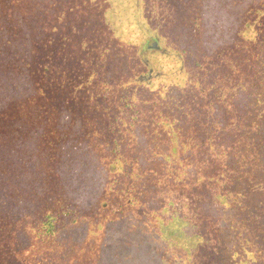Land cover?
<instances>
[{
	"label": "trees",
	"instance_id": "1",
	"mask_svg": "<svg viewBox=\"0 0 264 264\" xmlns=\"http://www.w3.org/2000/svg\"><path fill=\"white\" fill-rule=\"evenodd\" d=\"M21 1L26 2L24 8L18 5L19 0H0V117L5 116L2 110L8 105V132L0 129V150L8 152V187L1 185L0 180V194L8 190V211L3 209V194L0 214L8 221V234L14 233L8 246L13 253L8 264H76L79 248L88 255L84 263L78 264H234L243 256L253 255L264 264V246L259 248L263 239L260 234L264 235L260 217L264 223V216L239 213L240 205L246 208L256 200L254 195L247 196L262 181L255 169L264 170V29L256 35L253 27L259 18L264 19L263 0L260 4L254 0H218L220 12L226 19L232 17L233 23H221L215 30L208 29L209 22L203 23L202 4H195L196 12L189 11L192 16L182 24L186 25L184 31H178L172 46L163 42L164 8L152 7L160 14L150 20L148 37L138 33L135 48L142 70L128 76L121 67L96 64L88 81L90 107L106 113L115 111L116 120L124 116L131 132L105 133L88 126L84 134L79 133L82 123H73L74 134H69L67 116L71 106H56L58 66L53 57L45 61L38 57L37 24L31 22L29 26L21 21L23 16L33 15L32 10L38 6L35 16L42 19L45 30L56 18V11L70 7L69 0H60V4L59 0ZM148 2L153 5L156 0ZM135 3L142 7V0ZM250 4L256 7V17L248 12ZM27 8L31 15L26 13ZM244 98H257L259 109L256 115L244 116L252 118L250 131L239 130V141L230 148L226 141L233 127L231 116L245 106ZM173 99L178 107L172 106ZM235 101L239 104L236 107ZM171 107L175 113L182 110L180 114H186L187 132L176 131L181 119ZM219 107L223 114L215 113ZM240 122L242 125V119ZM44 145H48L47 151ZM124 150L132 153L122 157L129 163L125 172L115 163ZM52 155L60 161L75 155L79 161L88 162V168L81 167L78 175L81 180L90 175L92 180L82 181L77 191L86 188L84 182L93 183L99 194L105 195L90 203L75 198L73 207L48 200L51 205L42 213L38 208L40 193L29 189L27 183H36L38 189L43 186L39 180L44 170L39 162L54 159ZM220 159L222 163H214ZM181 161L188 168H198L203 161L204 172L196 171L200 181H190L181 174ZM70 169L68 165L67 174L62 167L56 168L64 184H71ZM54 172L50 170L49 174ZM119 175L125 181L118 179L119 185L116 183L113 188L112 182ZM257 177L260 180L253 181L249 192L235 190L239 181L231 183ZM160 178L164 179V191L177 196L187 186L190 192L180 206L171 209L169 217L154 228L145 229L147 234L137 236L127 219L137 201L134 192L137 188L149 189ZM62 188L65 191L64 185ZM217 191L221 199L210 200ZM114 194L116 201L111 200ZM73 196L77 197V192ZM126 196H133L136 201H126ZM245 199L250 203H245ZM258 199L252 209L264 204ZM113 207L121 213L115 221L103 216ZM78 208L87 215H81ZM236 216L241 217L235 219ZM92 218L99 231L90 229ZM215 221L219 226L217 241ZM30 229L44 250L31 249ZM122 229L131 231H126L124 242L116 240ZM93 237L95 246L91 245ZM86 242L90 244L87 248ZM54 244L51 251L45 250Z\"/></svg>",
	"mask_w": 264,
	"mask_h": 264
},
{
	"label": "rangeland",
	"instance_id": "2",
	"mask_svg": "<svg viewBox=\"0 0 264 264\" xmlns=\"http://www.w3.org/2000/svg\"><path fill=\"white\" fill-rule=\"evenodd\" d=\"M6 1L9 3V0ZM61 1L65 2V0ZM135 2L136 0H69L67 4L70 5V7H67V9L61 11H56V18L54 19L52 24L46 26L45 30L42 29L44 27V22L41 21L42 19L36 18L35 16V12L40 10L39 7L36 6V8L32 10L34 12L33 15H31V11L29 8L25 10L26 13L31 16H23L21 21L29 26L30 23L33 22L36 23L39 27L38 31L40 37H37V40L35 41L38 42L39 46L38 57L42 61H45L48 57H53L56 65L58 66L56 73L59 79V92L57 91L56 93V98L58 100L56 106H60V109L64 108L66 105L71 106V111H69L70 116H67V121L69 123L67 128L68 131H70L69 134H74L73 123H82L83 126L79 131L80 134H84V132L89 129L88 126H90V129L96 128L99 131L105 133H112L113 131L131 132L128 129L129 124L125 123L129 122V120L125 119L124 116H122L123 118H118L116 120L115 111H109V113H106L105 111H101V109H94L90 107L91 99L88 89L90 85H88V81L89 77L94 73V71H96V66H101L102 63H105L106 66L112 65V67L115 68L121 67L124 70L128 71V76H133L142 70V65L137 58L135 48H137L138 33L139 35L142 34L143 38L148 37L150 34L148 32V30L150 29V20H154L155 17L160 14V11L155 12L152 7H156L157 9L159 7H163L165 10V12L162 13L164 15L163 42L168 46H172V44L176 42V34L180 29L181 31H184L183 29L186 25L182 24L186 19L191 18L192 15H190L189 11L196 12L197 6L195 4H199V6L200 4H202L200 8L202 9L205 17L203 23L209 22L208 29L215 30V28H217L221 23H224V26H230L233 23L232 17H230V20L226 19V17H224L223 15V12H220L221 9L219 8L220 5L218 4V0H156L153 5L148 2V0H142V7L135 6ZM254 2L255 4H260L262 0H254ZM60 3L61 2L59 0V4ZM18 5L24 8L26 2L19 0ZM0 6H3V3H0ZM71 7H73L74 10H72ZM18 11L21 14L23 13L20 10ZM248 12L251 15L252 13H254V17L257 16L256 7H254V4H250L248 6ZM258 21L256 22V24H253V27L257 29V31H255L256 35H258L261 29H264V19H262L261 17ZM113 27H115V30L113 29ZM122 42L127 43V45L122 46ZM99 61H101V64L98 63ZM244 100L245 106H240L238 112L234 111L236 112V114H233L231 116L232 119H234L233 121H231L233 127L230 128V133H227V135H231L227 137L228 139L226 138V144L230 148L231 146H234V144H237V141H239V130L243 128L246 131H250L249 122L252 120V118L248 117L244 119V116L249 115L250 113L256 115V111L257 109H259V107L257 106L258 103H256L257 98H244ZM172 103V106L178 107V103L175 99L172 100ZM233 105H235L236 107V105L239 104L235 101ZM171 109L172 113L177 118L179 117L181 119V122H179L176 131L178 129L179 133L187 132L189 128L184 121V119L186 118V114H180L182 110H180L179 113H175L174 108L171 107ZM2 113L5 115L3 117H0V129H5L4 131H2L3 133L8 132V105L2 110ZM215 113L223 114L224 111H221V108L219 107L215 111ZM261 117L263 122L262 128H264L263 113H261ZM76 119L78 122L76 121ZM241 119L243 121L242 125L240 122ZM60 124H62L61 121ZM48 131H50V129H48ZM134 132L138 133L141 132V130H135ZM60 135H62V133H60ZM210 144L213 145V140L210 141ZM44 147L45 151H47L48 145H44ZM7 154L8 152L0 150V155L4 156V158L0 157V167L3 168L4 172V174L0 175L1 185H7L8 187V172L6 173V170L8 169ZM126 154L131 155L132 153H127L124 150L122 152V156L117 157L115 160V163H118L117 165L120 167L119 169H121V171L123 172H125V169L129 167V163L122 160V157ZM50 157L51 156L48 155V158ZM52 157L54 159L42 160L41 162H39V167L41 168L42 166V169L44 170V174L40 176L41 179L39 180V182L42 180L43 186L38 189L36 183H27V187L29 189L40 193L38 195L39 197H41V200L38 208L42 211V213L45 212L46 209L51 205L48 200L52 203L58 200L57 202L59 203L57 205H69L73 207L72 205L75 198H79L85 200L86 203H90L93 202L95 198H101L105 195L99 194L100 190H98L93 183L85 184L84 182L86 188L82 189L81 192L77 191V189L82 187V181L90 182L92 180V176L90 175L87 179L84 180H81L78 175V171L82 169L81 167L85 169L88 168V162L83 163L79 161V159L75 157V155H73L68 161L56 160V155H52ZM207 160L209 161V158ZM218 162L222 163V160L220 159L214 161L215 164H217ZM202 163L198 166V168H188L184 164V162L181 161V174L190 181H200L198 179V174L199 172H204V165ZM83 164L85 167L83 166ZM68 165H70V170L72 173L70 179L71 184L65 181V186V184L63 183V177L56 172V168L58 169V167H62L68 174ZM198 169L199 172L196 173ZM50 170H54L55 172L49 174ZM255 171H257V176H260L262 181L257 185L255 192L253 194H248L247 196L251 197L252 195H254L256 198L255 201H257V199L260 197L261 200L258 199V201L264 202V170L257 168L255 169ZM260 171H262V173H260ZM25 179L27 178L25 177ZM118 179L122 182L125 181V178L122 175H119L114 180V182L111 181L113 188L114 185H116ZM161 180L164 179L160 178L158 184L149 187V189L143 190L142 188H137L134 192L137 201L133 196H126V201L130 200L131 203H134L136 201L134 205L132 204V211L128 214L127 219L131 222L133 231H137V236L143 235L145 233V229L149 230L151 227L154 228L157 223L161 222L166 217H169L170 214L168 213L171 211V209L180 206L183 203L185 195L190 192L188 187L184 186V193L180 194L179 192L176 194L177 196H175L173 192L164 191L165 186ZM259 180V177L254 178L252 181L246 178H239L233 180L231 183L239 181L238 186L237 188H235V190H243L249 192L252 189L253 181L257 183ZM63 185L65 187V191L62 188ZM73 192H77V197L73 196ZM109 193L113 195L110 191ZM3 194H6L4 197L5 202L1 199L4 204L6 203L4 206L5 208L3 209L5 211H8V190L7 192L1 193L0 197ZM221 197L222 195L220 194V191H217V193H214V197L209 199L213 200L215 198L216 200H220ZM111 200H118L116 194H114L113 198L111 197ZM255 201L249 204L250 206L248 205V209V206L244 208L243 205H240L239 213L242 216H247L249 212L250 214L253 213L254 216H258L260 214L264 216V204L255 206L257 209L251 208V205H256L257 202ZM225 202L229 201L225 200ZM248 202L250 203V201L245 199V203ZM89 208L92 209V206H90ZM89 208L88 213L91 219L92 213L89 212ZM78 209L81 215H87L83 209ZM103 216L115 221L119 217H121V213L119 211H115V207H113L107 212L103 213ZM238 217L241 216H236L235 219ZM4 218L5 217L0 214V264H8V258L12 257L13 255L12 251L8 249V246H11V240L13 239L14 233L12 232L11 234H8V221H6ZM215 223V240L217 241L219 240V233H217V229L219 226L217 221H215ZM260 223H262V231L264 233V223L262 217H260ZM123 225L125 226V224ZM97 226L98 225H96L94 219L92 218L90 226L92 232L95 229L96 231H99V228H97ZM126 231L131 233L130 230L126 229ZM126 231L124 229H122L121 232L119 231L116 240L119 239L120 242H124L128 237ZM28 233L31 239H33L29 243H33L31 249H37L40 251L44 250V246L42 247V245H38L36 242L38 241L36 233H34V231L31 229ZM260 237H263V239L260 241L259 248L263 249L262 247L264 246V235L260 234ZM116 240L114 241L115 245L117 243ZM57 241L58 240H56V242ZM91 245H96L94 237ZM84 246L87 248L88 246H90V244L86 242ZM53 247H55V244L50 248H45V250L51 251ZM31 249H29L27 252L30 253ZM80 249L81 248H79L78 252L75 255L76 264H78V261H83L84 263L86 256L88 255L86 252L81 251ZM246 252L247 251H244V254H246ZM240 254L242 253H239L238 255ZM227 257L230 256L227 255ZM262 259L264 260L263 257ZM88 260L91 261V258L88 257ZM239 260L237 262H234V264H261L257 257H255L254 255L248 257L243 256V258Z\"/></svg>",
	"mask_w": 264,
	"mask_h": 264
}]
</instances>
